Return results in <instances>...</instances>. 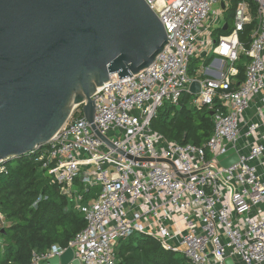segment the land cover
I'll return each instance as SVG.
<instances>
[{"label": "built area", "instance_id": "1", "mask_svg": "<svg viewBox=\"0 0 264 264\" xmlns=\"http://www.w3.org/2000/svg\"><path fill=\"white\" fill-rule=\"evenodd\" d=\"M144 1L169 40L148 67L131 78L111 74L92 95L93 124L112 146L76 104L59 131L31 152L85 226L65 246L32 250L28 264H50L68 247L73 256L64 264H118V241L132 234L157 240L189 264H226L227 258L264 264V0H252L254 17L246 0L238 2L231 32L217 42L212 31L223 25L218 0ZM252 19L244 47L239 33ZM203 52L218 56V76L188 74L190 59ZM240 53L249 61L234 87ZM194 80L199 88L193 94ZM183 92L194 107L212 112L213 131L203 146L167 140L150 127L158 108L177 105ZM231 147L237 160L223 167L216 157ZM76 179L85 191L98 186L97 196L84 200ZM6 225L0 211V230Z\"/></svg>", "mask_w": 264, "mask_h": 264}, {"label": "water", "instance_id": "2", "mask_svg": "<svg viewBox=\"0 0 264 264\" xmlns=\"http://www.w3.org/2000/svg\"><path fill=\"white\" fill-rule=\"evenodd\" d=\"M168 40L144 0H0V164L47 143L76 104L109 143L93 124L92 95L109 75L131 78L148 67ZM198 88L194 80L189 91ZM216 159L231 165L235 148ZM72 256L68 247L49 262L64 264ZM225 263L233 264L231 258Z\"/></svg>", "mask_w": 264, "mask_h": 264}, {"label": "trees", "instance_id": "3", "mask_svg": "<svg viewBox=\"0 0 264 264\" xmlns=\"http://www.w3.org/2000/svg\"><path fill=\"white\" fill-rule=\"evenodd\" d=\"M240 1L218 0L224 3L227 28L214 30L215 42L220 35L231 32L234 9ZM246 1L254 17L257 5L252 0ZM254 25L255 20L252 19L239 33L244 47L249 46ZM198 59L191 58L193 62ZM248 61L249 57L240 53L235 63L238 72L234 87L243 81ZM191 99V94L183 92L177 105L164 102L150 122L151 129L179 144L203 146L213 131L211 110L194 107ZM33 155L28 153L15 157L0 171V211L8 222L0 233V264H28L32 250L43 251L52 244L65 246L85 226L83 214L74 209L72 200L60 192V186L52 175L40 162L34 161ZM75 183L86 201L91 199L88 193L92 188H98L94 198L100 191L98 186L85 191L79 179ZM116 259L118 264H189L180 253L166 251L157 240L140 234L118 241Z\"/></svg>", "mask_w": 264, "mask_h": 264}, {"label": "crops", "instance_id": "4", "mask_svg": "<svg viewBox=\"0 0 264 264\" xmlns=\"http://www.w3.org/2000/svg\"><path fill=\"white\" fill-rule=\"evenodd\" d=\"M217 4L220 7V2H218ZM223 10H224V8H223ZM222 15H223L222 24L224 25V23H226L225 18H224V12L222 13ZM217 28H220V27L215 26L213 31H212V38L213 39H214V36H215L214 35V30L217 29ZM199 57L203 58V59H201V61L203 62V68L198 69L193 74L197 75L198 78H206V77H211V76H218V70H219V66H220L219 62H218V60H219L218 56L216 54H214V53H204L203 55H200ZM192 58H198V57H192ZM190 76L191 77H195L193 75H190Z\"/></svg>", "mask_w": 264, "mask_h": 264}, {"label": "rangeland", "instance_id": "5", "mask_svg": "<svg viewBox=\"0 0 264 264\" xmlns=\"http://www.w3.org/2000/svg\"><path fill=\"white\" fill-rule=\"evenodd\" d=\"M217 6V5H216ZM202 58V57H201ZM192 59H198V58H192ZM200 68H203V62L200 60V59H198L197 61H194L193 62V60H191L190 59V61H189V63H188V74L190 75H193V76H195V77H197V75H195V74H193L194 72H196L198 69H200ZM193 70V71H192ZM198 78V77H197ZM79 183H80V181H79ZM78 185L75 183V185H74V188L75 189H78V187H77ZM95 188V187H94ZM95 191H98V188L97 189H91L90 190V192L88 193V195L89 196H91L90 198H94L93 197V195H94V192ZM73 203V202H72ZM2 241V237H1V235H0V242Z\"/></svg>", "mask_w": 264, "mask_h": 264}]
</instances>
